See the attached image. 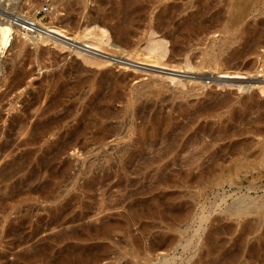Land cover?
I'll return each mask as SVG.
<instances>
[{"label":"rangeland","instance_id":"rangeland-1","mask_svg":"<svg viewBox=\"0 0 264 264\" xmlns=\"http://www.w3.org/2000/svg\"><path fill=\"white\" fill-rule=\"evenodd\" d=\"M228 1L19 0L0 8L58 30L41 35L17 21L23 51L1 59L0 170L11 163L15 171L0 181V264H264V122H234L241 100L264 106V49L233 61L240 42L217 32ZM203 10L208 30L190 28ZM91 39L98 48L82 47ZM103 75L121 83L118 99L102 107L108 119L87 107ZM220 97L228 107L200 112ZM163 132L181 142L198 134L200 145L163 160H125L124 149H159Z\"/></svg>","mask_w":264,"mask_h":264},{"label":"bare ground","instance_id":"bare-ground-1","mask_svg":"<svg viewBox=\"0 0 264 264\" xmlns=\"http://www.w3.org/2000/svg\"><path fill=\"white\" fill-rule=\"evenodd\" d=\"M18 1L19 0H0V8H2L3 6H4V8H5V5H6V7H9V6H13V4H16V3H18ZM101 3V2H100ZM20 4V3H19ZM125 4V3H124ZM86 5V4H85ZM77 7V6H76ZM100 7V6H99ZM106 7V6H105ZM14 8H15V6H14ZM13 8V9H14ZM18 8V7H17ZM12 9V8H11ZM78 9V8H77ZM123 9H124V7H123ZM4 10V9H3ZM125 10V9H124ZM9 11H10V9H9ZM13 11V10H12ZM11 11V12H12ZM18 11V10H17ZM71 11H73V10H71ZM114 11V10H113ZM5 12V11H4ZM6 12H7V10H6ZM135 12V11H134ZM13 13V12H12ZM15 14H16V11L14 12ZM124 13V12H123ZM2 16H3V18H1L0 17V72L2 71V61H1V59L3 58V55H5L4 54V52L5 51H7L8 49H12V48H14V47H16L17 45H15V40H14V34H18V30H14L15 28H19L20 26H21V23H20V26L19 25H17L18 23H19V21L20 22H24V21H22V19H20V20H18V19H16V18H13L14 16H16L15 14L12 16H10L9 14L10 13H8V14H2V13H0ZM89 14V13H88ZM130 14V13H129ZM207 13H206V10H203V11H201L200 12V14L198 15V19H202V20H200L201 22L200 23H198V24H196L197 26H194L193 25V22H191V26H189L190 28H197L198 30H201L202 28H204L205 26H204V20H206V19H204V17H205V15H206ZM18 15V14H17ZM20 15H22L21 13H20ZM19 16V15H18ZM24 17V16H23ZM122 17H124V16H122ZM126 17V16H125ZM216 17H217V24H218V31L217 32H219V33H222V34H225V35H230V36H232L231 37V40H230V44H234V43H238V42H240L239 44H240V50L238 51V54L235 56V58H234V60L233 61H236L237 63H239V62H241L246 56H248V55H252L253 53H255L256 52V50L257 49H264V0H229L227 3H226V5H225V10L223 11V12H219L217 15H216ZM253 18L252 19V23H250V24H248V25H244V22H245V20L246 19H248V18ZM254 18H259L258 20L256 19H254ZM23 20H26V19H23ZM191 20V19H190ZM17 21H18V23H17ZM27 21V20H26ZM28 21H30V19L28 20ZM36 21V20H35ZM124 21V20H123ZM126 21V20H125ZM209 23V22H208ZM22 24H26V25H28V26H30V27H32V28H30V30H32L33 32L34 31H36V32H38L39 34H41V35H51V33L52 32H54V33H58V30L57 29H54L53 27L55 26H53V27H45L46 29H43V28H41V25L39 26L36 22H34L33 21V23L31 22V23H27V22H24V23H22ZM122 24V23H121ZM93 25V24H92ZM64 26V25H63ZM43 27V26H42ZM107 27V26H106ZM25 28V27H24ZM22 29V28H21ZM27 29V28H26ZM29 30V29H28ZM202 30H208L207 28H205V29H202ZM31 31V32H32ZM85 31V30H84ZM30 32V31H29ZM28 32V33H29ZM30 32V33H31ZM118 32V31H117ZM120 32V31H119ZM37 33V34H38ZM59 33H61L60 31H59ZM81 33V32H80ZM106 33V32H105ZM154 33V32H153ZM23 34V33H22ZM119 34V33H118ZM32 35V34H31ZM34 35V34H33ZM64 35H66V34H64ZM86 35V34H85ZM28 36V35H27ZM35 36V35H34ZM38 36V35H37ZM61 35H58V37H60ZM82 36H84V35H82ZM89 36V35H88ZM94 36V35H93ZM96 36V35H95ZM100 36V35H99ZM23 37H25L24 39H26V40H31V42H32V39H31V37H33V36H30V34H29V37H27L26 38V35L24 34L23 36H22V38ZM40 38H41V36H39ZM66 37V36H65ZM64 37V38H65ZM68 37V36H67ZM103 37V33L101 34V36H100V41L99 42H101V38ZM117 37V36H116ZM35 39H36V37H34ZM39 38V39H40ZM43 38V37H42ZM41 38V39H42ZM69 38V37H68ZM65 39V40H67V42L68 41H71V40H69V39ZM92 38H94V37H92ZM114 38V37H113ZM79 39H81V38H79ZM79 39H77L76 41H74V43L75 44H79V42L77 43V41H79ZM105 39V38H104ZM164 39V38H163ZM25 40V41H26ZM62 40V39H61ZM60 40V41H61ZM98 40V39H97ZM114 40V39H113ZM168 40V39H167ZM167 40H165V41H167ZM91 41H92V39H91ZM109 41V40H108ZM112 41V40H111ZM163 41V40H162ZM93 42V41H92ZM103 42V41H102ZM168 42V41H167ZM81 43L82 42H80V45H81ZM85 44V46H82V47H84V48H86V49H89V48H98L94 43H96V40H95V42H93V43H89L88 41H86V42H84ZM105 43V42H104ZM120 43H122V40L121 39H118L116 42H115V46H119V44ZM184 43V42H183ZM68 44H70V43H68ZM112 44V43H111ZM114 44V43H113ZM149 44H151V43H149ZM148 44V45H149ZM163 44H164V42H163ZM43 45V44H42ZM152 45H154V44H152ZM209 45V44H208ZM74 46V45H73ZM101 46V45H100ZM150 46V45H149ZM161 45H159L158 46V44H157V47H159V48H163L162 46L160 47ZM65 47V46H64ZM80 47V46H79ZM16 48H18V51L17 52H19V53H22V51H23V44H21V46H19V47H16ZM73 48H75V47H73ZM72 48V49H73ZM114 48V47H113ZM115 48H117V47H115ZM143 48V47H142ZM85 49V50H86ZM119 49V48H118ZM150 49H152V48H150ZM100 50V49H99ZM166 50V49H165ZM164 50V51H165ZM185 50V49H184ZM78 51V50H77ZM109 51V50H108ZM149 51V50H148ZM159 51H161V49L159 50ZM73 52V51H72ZM81 52V51H80ZM111 52V51H110ZM138 52H140L139 50H138ZM154 52V51H153ZM162 53V52H161ZM82 54V53H81ZM115 55V54H114ZM113 55V56H114ZM105 56V55H104ZM136 56V55H135ZM160 56V55H159ZM164 56V55H163ZM9 57V56H8ZM185 57L186 56H184V59H185ZM126 58V57H125ZM142 58V57H141ZM145 58V57H144ZM108 59H110V58H108ZM162 59V58H161ZM186 59H188V58H186ZM261 59V58H260ZM14 60V59H13ZM129 60H130V58H129ZM151 60V59H150ZM152 60H154L153 58H152ZM151 60V61H152ZM156 60V59H155ZM163 60V59H162ZM8 61V60H7ZM112 61V60H111ZM120 61V60H119ZM137 61V60H136ZM262 62H263V64H262V69L264 70V56H262V60H261ZM114 62H116V63H118L117 62V60L116 61H114ZM160 62V61H159ZM261 62V63H262ZM115 63V64H116ZM184 63V62H183ZM186 63V62H185ZM184 63V64H185ZM230 63V62H229ZM261 63H259V64H261ZM100 64V63H99ZM119 64H122V62L121 63H119ZM187 64V63H186ZM162 66H164L163 64H162ZM186 66H188V65H186ZM10 67V66H9ZM94 67V66H93ZM183 67H185V66H183ZM189 67H190V65H189ZM229 67L231 68V66L229 65ZM180 68H182V67H180ZM180 68H179V71H180ZM188 68V67H187ZM234 68V67H233ZM169 69V68H168ZM184 70H185V68H183ZM232 69V68H231ZM7 70V69H6ZM80 70V69H79ZM171 70V69H170ZM183 70V71H184ZM188 70V69H187ZM213 70V69H212ZM209 71H211V70H209ZM232 71V70H231ZM230 71V72H231ZM189 72V71H188ZM212 72V71H211ZM233 72V71H232ZM240 72V71H239ZM73 73V72H72ZM184 73V72H183ZM204 73V72H203ZM206 73V72H205ZM216 73V72H215ZM220 73V72H219ZM224 73V72H223ZM234 73V72H233ZM250 73V72H249ZM248 73V74H249ZM258 73V72H257ZM262 73V72H261ZM178 74V73H177ZM191 74H193L192 72H191ZM207 75H209L210 74V72H209V74H208V72L206 73ZM226 74V73H225ZM230 74V76H231V73H228V75ZM264 74V73H263ZM79 75V74H78ZM195 75H196V73H195ZM202 75H204V74H202ZM211 75V74H210ZM221 75H223L222 73H221ZM227 75V74H226ZM236 75V74H235ZM238 75V74H237ZM247 75V74H246ZM250 75H252V73L250 74ZM262 75V74H261ZM77 76V75H76ZM181 76V75H180ZM185 76H187V74H185ZM191 76V75H190ZM194 76V75H193ZM192 76V77H193ZM199 76V75H198ZM201 76V75H200ZM217 76V75H216ZM233 76H234V74H233ZM239 76H241L240 74L237 76V77H239ZM242 76H244V74L242 75ZM22 77V73H20V74H18L16 77H15V82L12 84L13 86L12 87H10L9 89L10 90H15V89H17L18 87H20V85H21V83H22V80H23V78H21ZM188 77V76H187ZM202 77V76H201ZM204 77H206V75H204ZM209 77V76H208ZM255 77V76H254ZM259 77V76H258ZM257 77V78H258ZM77 78V77H76ZM196 78V77H195ZM194 78V79H195ZM210 78V77H209ZM209 78H206V79H209ZM250 78H251V76H250ZM250 78H247V79H250ZM253 78V77H252ZM251 78V79H252ZM262 79H264L263 78V76L261 77ZM177 79V78H176ZM198 79V78H197ZM211 79V78H210ZM215 79H217V78H215ZM250 79V80H251ZM256 79V78H255ZM127 80V79H126ZM212 80V79H211ZM214 80V79H213ZM222 80V79H221ZM257 80V79H256ZM255 80V81H256ZM259 80H260V78H259ZM258 80V81H259ZM254 81V83H256ZM183 82V81H182ZM208 82V81H207ZM213 82H215V81H213ZM244 82H246L245 80H244ZM264 82V81H263ZM78 83V82H77ZM80 83V82H79ZM210 83V82H209ZM238 83V82H237ZM241 83V82H240ZM250 83H252L253 84V82H251L250 81ZM259 83H261V82H259ZM121 83H120V81L118 80V79H115V78H113V77H107L106 75H103L100 79H99V81H98V84H97V94H96V97L94 98V100L92 101V102H90L88 105H87V107H89L91 104H93L94 106H96V111L97 112H99V114H100V116L102 117V118H105V119H108V118H111L112 117V115L109 113V112H107V111H104V110H102V107H104V105L105 104H107V103H109V102H112V101H115L116 99H118V97L116 96L115 97V94H114V90L120 85ZM181 84H183V83H181ZM264 84V83H263ZM247 85H249V83L247 84ZM253 85H255V84H253ZM257 85V84H256ZM261 85V84H260ZM245 86V85H244ZM259 86V85H258ZM257 86V87H258ZM249 87H251L250 85H249ZM261 87V86H260ZM262 88V87H261ZM261 88H259V90L261 89ZM249 89V88H248ZM248 89H247V92H248ZM258 89V88H257ZM244 90H246V89H244ZM250 90V89H249ZM16 91V90H15ZM238 92V91H237ZM259 92V91H258ZM261 93H262V91H261ZM260 93V94H261ZM71 95V94H70ZM82 95V94H81ZM141 96V95H140ZM222 96V95H221ZM54 100V99H53ZM50 101V100H49ZM142 101V100H141ZM248 100H241L240 101V104H241V106H240V112H239V114H238V116H236L235 118H234V122L235 123H237V124H239V125H243V124H245V123H247V124H255V123H261L262 121L264 122V117H263V115L261 114V110H263V108H264V106H263V104H261V103H254V104H249V105H247L248 104ZM229 103H230V100H228V97H220V98H217V99H215V100H213L212 102H210L208 105H206V106H203V109L204 110H201L200 112L201 113H203V112H205V111H209V110H211V109H218V108H221V107H228V105H229ZM244 104V105H243ZM125 106V105H124ZM142 106H143V104H142ZM92 107V106H91ZM160 107V106H159ZM149 108V107H148ZM27 109V108H26ZM45 110V109H44ZM123 110V109H122ZM129 110V109H128ZM110 111H111V109H110ZM145 112V111H144ZM199 112V113H200ZM141 113V112H140ZM146 114V113H145ZM193 115V114H192ZM138 116V115H137ZM57 119V118H56ZM186 119V118H185ZM17 120V119H16ZM51 120V119H50ZM193 121H195L196 120V117L195 118H193L192 119ZM55 121V120H54ZM53 121V122H54ZM17 122V121H16ZM15 122V123H16ZM20 122V121H19ZM47 122V121H46ZM34 124V123H33ZM44 124V123H43ZM21 125H23V124H21ZM17 126V125H16ZM33 126V125H32ZM49 125H47V127H48ZM35 127H37V126H35ZM47 127H45V129L47 130L48 128ZM120 127V126H119ZM179 127H180V125H179ZM235 127V126H234ZM13 128V127H12ZM18 128H20V127H18ZM24 128V127H23ZM23 130V129H22ZM35 130V129H34ZM50 130V129H49ZM49 130H47V131H49ZM118 130V129H117ZM207 131H211V130H202V132L201 133H203V134H205V132H207ZM198 132H200V131H198ZM234 132V131H233ZM32 133V132H31ZM76 133V132H75ZM110 133V135H114V133H115V130H113V131H110L109 132ZM159 133V132H158ZM228 133V132H227ZM74 134V133H73ZM176 134V133H175ZM200 134V133H199ZM155 135H156V132L153 134V136L155 137ZM217 135V134H216ZM116 136V135H115ZM207 137H208V135H206ZM212 136V135H211ZM220 136V135H219ZM202 137H204V136H202ZM215 137V136H214ZM72 138V137H71ZM29 139V138H28ZM32 139V138H31ZM211 139V138H210ZM161 147L158 149V148H156V142H149V143H146L145 144V147L144 148H142L139 152H137V153H129V152H127V150L128 149H124L123 150V153L122 154H124V155H126V159L125 160H127V161H138V162H140V163H147V162H151V161H157V160H163V159H166V157L172 152V151H174L175 149H179L180 150V154H182V151H184V150H186V149H194V148H196L198 145H200V140H201V137L197 134H193V135H191V136H189L187 139H185L184 141H182L181 142V139L178 141L177 140V138L176 137H173L170 133H166V134H164V132H163V134L161 135ZM204 140H206V139H204ZM203 140V141H204ZM208 140V139H207ZM219 141L220 140H223V138H220V139H218ZM248 140V139H247ZM68 141V140H67ZM179 142H180V144H179ZM202 142V141H201ZM216 142H217V140H216ZM211 143V142H210ZM252 143V142H251ZM206 144V143H205ZM244 144V143H243ZM238 145V144H237ZM9 148V147H8ZM204 148V147H203ZM148 149L149 150H153L154 151V153L153 154H155V155H149V153L151 152H149V153H146V150L148 151ZM201 150H202V148H200ZM4 150V149H3ZM221 150V149H220ZM6 151V150H5ZM196 151H197V149H196ZM232 151V150H231ZM191 152V151H190ZM192 152H193V150H192ZM185 153V152H184ZM186 153H187V151H186ZM189 153V152H188ZM201 153V152H200ZM45 154V153H44ZM179 154V155H180ZM194 154V153H193ZM213 154H215V153H213ZM220 154V153H219ZM183 155V154H182ZM229 155V154H228ZM242 155H244V154H242ZM185 156V157H184ZM183 157L184 158H186V155H184ZM193 156V155H192ZM195 156H196V154H195ZM225 156V155H224ZM25 157V156H24ZM179 157V156H178ZM181 157V156H180ZM200 157V156H199ZM209 157H211V156H209ZM208 157V158H209ZM213 157H218L217 156V153H216V156H214L213 155ZM232 157V156H231ZM191 158V156L190 157H188L187 159H190ZM193 158V157H192ZM219 158V157H218ZM228 158V157H227ZM21 159V158H20ZM217 159V158H216ZM220 159V158H219ZM225 159V158H224ZM246 159V157L245 156H243L242 157V161H244ZM22 160V159H21ZM45 160H46V165H48V166H50V165H52L53 164V162H54V160H55V148H50V150L46 153V155H45ZM182 160V159H181ZM212 160V159H211ZM222 160V159H221ZM179 162H180V160H178ZM177 161V162H178ZM185 161V160H184ZM184 161H182V162H184ZM187 161V160H186ZM194 161V160H193ZM192 161V162H193ZM206 161V160H205ZM228 161V160H227ZM19 162H20V160H19ZM201 162V161H200ZM204 162V161H203ZM209 162V161H208ZM222 162H223V160H222ZM18 162H17V160H16V163L15 164H17ZM190 163V162H189ZM211 163V162H210ZM9 164V163H8ZM11 164V163H10ZM10 164L8 165V166H4L1 170H0V181H4V180H7L8 178H9V176L15 171L13 168H12V166H10ZM136 164H138V163H136ZM179 164V163H178ZM185 164V163H184ZM198 164H200V163H198ZM204 164V163H203ZM202 164V165H203ZM45 167H46V165H45V162H44V164H43ZM201 165V164H200ZM202 165H201V167H202ZM206 165V164H205ZM16 166V165H15ZM181 166H182V164H181ZM184 166V165H183ZM186 166V165H185ZM198 166V165H197ZM204 166V165H203ZM19 167H20V164H19ZM44 167V168H45ZM188 167H189V165H188ZM195 168H196V166H194ZM212 167V166H211ZM41 168H43V166L41 165ZM193 168V167H192ZM191 168V169H192ZM194 169V168H193ZM198 169H201L200 167L198 168ZM203 169V168H202ZM163 171V170H162ZM189 171V170H188ZM199 171V170H198ZM58 172V171H57ZM162 173V172H161ZM197 174V173H196ZM205 174V173H204ZM206 175V174H205ZM35 176H36V172L35 171H33L32 173H31V176L30 177H28V178H26V180L25 181H23V180H20V182L18 183V186H23L24 185V182H27V180H29V178H35ZM50 176L52 177V176H54L53 175V173L52 174H50ZM50 176H48L49 178H51ZM163 176V175H162ZM210 179V178H209ZM51 180H53L52 178H51ZM50 179H49V182L51 181ZM211 181V180H210ZM18 182V181H17ZM48 182V187H49V184L52 182H50L49 183ZM15 183V182H14ZM14 185V184H13ZM17 186V187H18ZM10 187V186H9ZM11 188V187H10ZM34 188H35V186H34ZM3 189V188H2ZM9 189V188H8ZM50 189H51V194H52V183L50 184ZM1 190V189H0ZM10 190V189H9ZM12 190V189H11ZM29 190H31V189H29ZM4 191V190H3ZM28 191V190H27ZM12 192V191H11ZM10 192V193H11ZM18 193V192H17ZM16 194V193H15ZM4 195V194H3ZM1 196V195H0ZM7 196V195H6ZM162 203V202H161ZM22 227V226H21ZM20 233V232H19ZM23 242V241H22Z\"/></svg>","mask_w":264,"mask_h":264}]
</instances>
